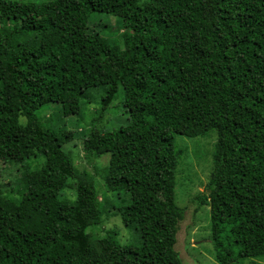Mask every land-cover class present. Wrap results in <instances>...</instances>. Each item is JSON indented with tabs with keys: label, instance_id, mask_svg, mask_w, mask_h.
Masks as SVG:
<instances>
[{
	"label": "trees",
	"instance_id": "1",
	"mask_svg": "<svg viewBox=\"0 0 264 264\" xmlns=\"http://www.w3.org/2000/svg\"><path fill=\"white\" fill-rule=\"evenodd\" d=\"M34 5L43 17L29 3L0 0V160L23 167L17 197L0 192V258L15 249L33 254L32 264H182L175 135L211 131L213 171L197 199L211 207L216 260L264 256V0ZM95 13L121 21L120 42L90 29ZM94 88L104 89L103 112L124 90L129 124L90 129L83 150L89 162L110 153L105 186L129 195L114 209L139 234L136 245L99 233L105 211L94 175L64 149L74 132L45 128L40 116L48 103L79 111ZM39 154L46 162L32 168ZM70 179L75 200L61 196Z\"/></svg>",
	"mask_w": 264,
	"mask_h": 264
},
{
	"label": "rangeland",
	"instance_id": "2",
	"mask_svg": "<svg viewBox=\"0 0 264 264\" xmlns=\"http://www.w3.org/2000/svg\"><path fill=\"white\" fill-rule=\"evenodd\" d=\"M49 0H12L14 5L29 3L32 12H38V18L43 17L42 10L34 4ZM27 12H24L26 15ZM31 15V14H30ZM89 27L100 32L111 41H121L122 23L114 16L95 13L92 15ZM104 89H91L81 99L79 111L64 114L62 104L48 103L40 110L45 128L52 127L62 132H74L75 139L64 145L80 170L90 171L95 178L99 191V202L104 209L103 224L99 233L102 236L110 231L117 233L116 239L121 244L136 245L140 241L139 234L124 225L122 218L116 214V209L128 204L129 195L124 192H111L105 186L103 168L109 164L110 153L89 162L83 150V138L87 132L95 128L101 132L125 127L129 124V112L124 104V90L120 88L116 99L109 110L103 112L100 108ZM20 121L26 123V118ZM176 147L183 151L177 168L175 198L177 204L185 209V218L180 223L176 248L181 256L182 264H220L216 260L211 232V207L209 204H199L197 197L206 193V187L213 171V152L218 140L216 131L205 136L187 137L175 135ZM46 162L43 155L29 159L32 168H41ZM23 171L22 163L0 160V192L7 196L17 197L16 187ZM61 196L70 200L76 198V182L69 180V187L61 192ZM92 228V227H91ZM89 228L88 231L91 230ZM92 233H97L94 228ZM34 255L25 251L7 249L0 258V264H32ZM231 264H264V256L246 258Z\"/></svg>",
	"mask_w": 264,
	"mask_h": 264
}]
</instances>
